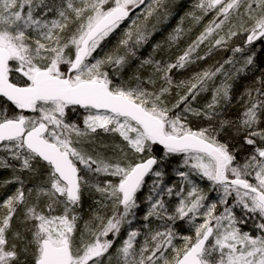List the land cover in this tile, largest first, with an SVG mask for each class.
Returning a JSON list of instances; mask_svg holds the SVG:
<instances>
[{"label":"snow or ice","instance_id":"1","mask_svg":"<svg viewBox=\"0 0 264 264\" xmlns=\"http://www.w3.org/2000/svg\"><path fill=\"white\" fill-rule=\"evenodd\" d=\"M195 8L199 15L186 14L195 23L214 15L174 62L149 56L125 77L155 31L150 20L170 15L169 0H0V170L11 171L0 180V264H264V0H198ZM184 32L177 27L168 40ZM229 46L230 58L180 81L183 92L168 99L173 69ZM255 69L244 110L229 118L233 82ZM210 83L211 100L194 107ZM78 110L83 127L69 119ZM189 115L208 126L194 130ZM98 130L120 144L109 152ZM237 137L250 146L242 161L230 147ZM177 154L186 193L165 182ZM146 177L151 187L140 200ZM194 178L208 181L218 202L206 203ZM86 191L100 197L87 219ZM172 196L179 199L170 211ZM236 206L260 235L241 231L248 219L234 215ZM186 218L191 235L175 228Z\"/></svg>","mask_w":264,"mask_h":264},{"label":"trees","instance_id":"2","mask_svg":"<svg viewBox=\"0 0 264 264\" xmlns=\"http://www.w3.org/2000/svg\"><path fill=\"white\" fill-rule=\"evenodd\" d=\"M179 12L184 13V11L182 9ZM205 18H206L205 20H202L201 22H199V24H198L199 27H195V26L194 27L199 29V30H202L204 23L208 22L210 19H212V16L206 15ZM187 19L191 23L192 20L190 19V17H187L186 20ZM172 22H174V20ZM125 23H127V21ZM123 26L124 25H122L121 27H123ZM184 26L187 28H190V27H193V23L189 24L187 21H185ZM167 32L168 31L158 32V33H153L152 35H150L148 41L142 47L139 48V50L137 52V59H132L130 66L125 69V71H124L125 77L130 75L131 72L134 69H136V67L139 64L141 59H147L149 56H153L155 59L164 60L167 62H174L176 57L179 56L180 54H182L183 50L189 44L187 42H184V40L187 39L186 36H189L187 33H192V32H187V33L183 34V38H181L176 43H171L168 40L169 34ZM199 33H200V31H197L196 33H192V34L196 38V36H198ZM117 38L118 37L116 35L109 37L108 40L102 45V48L104 49V51H109L116 44ZM157 44H159L161 47L158 49H155V46ZM207 48H208L207 43L205 45H201V47L199 49V54L204 55L207 52ZM154 49H155V51H154ZM94 55H96V54H94ZM231 56H232L231 49L229 52H226L224 47L214 48L212 50L211 54L208 55L205 59L196 60L194 63L187 65L184 69H173L171 75L173 77L174 86L172 88V94L168 99L170 101L174 102V100L176 98L177 91H180L181 93L183 92V89H177L175 87V85L179 84V82L182 80L190 79L197 72L195 70V68H198V69L203 71L206 68H209L213 65H216L217 62L222 63L224 60L230 58ZM261 60H262V58L258 55L257 63H260ZM225 68L227 69V68H229V66L225 65ZM143 71H146V70H143ZM143 71H142V74H143ZM259 75H260L259 69H255L252 72H247L246 74H241V76L233 82L234 83V87H233L234 99H233L232 105L227 109V116L229 118L235 119L238 116V114L244 110L243 104L246 102V98L244 100H242L241 96L243 95L244 91L247 88H249L250 85H252L254 83L253 77H256L258 80ZM222 79H223L222 76H217L215 81H214L215 85L218 86L220 80H222ZM212 87H213V84L210 83L209 84V91L201 93V95L197 97L196 101L193 102L194 107L203 108V106L211 100ZM181 107H183V105H181ZM177 111H180V109H177ZM71 120H73V119H71ZM188 121L190 122V124H194V125H191V127H193L194 130L198 127H207L208 126V121L203 119V117H197V116L189 115ZM94 136H95V139L97 140V142L103 141L105 144L109 145V149L115 144L114 142L116 140V136L113 134L98 132V135L94 134ZM220 138H221V140L227 139V137H225V136H221ZM230 147L238 149L236 152V156L240 160H242V158L250 151V146L244 145L243 140L240 137H237L236 139L232 140L230 143ZM180 160H181V156L179 154L175 155L172 158V161H171V163L167 169V172H168V175H166V179L168 180V181L166 180L167 182L170 183L174 180L175 174H176V169L179 166H181L180 164L177 163V161H180ZM10 173H11L10 170H6V169L0 170V180L9 178ZM194 179L196 180V183L199 185V187L202 188L204 190V193L207 195L208 200L206 201V203L208 201L218 202V200H219L218 192L213 191L209 188V182L208 181L200 180L199 178H194ZM148 180H149V177L146 178V182H148ZM174 185H181V184L180 183H174ZM183 186L182 187L185 189V193H186L189 186L186 184H183ZM13 187H14L13 185L8 186V188H11V189ZM2 192H3V189H0V193H2ZM228 202H229V205L234 203V201L232 200L231 197L229 198ZM223 207H224L223 205H220L218 203L217 212L218 213L222 212ZM93 208H94L93 205L84 206V204H83L82 212L85 215L84 216L85 219H87L89 214H90L89 210L93 209ZM236 210L241 212V213L237 214V217H239V218L244 217V218L248 219L247 224H243L240 226L241 231L245 232V231L251 230L252 232H254V223L252 222V218L246 217L244 211L241 209L240 206H236L235 208H233L232 209L233 213ZM0 213H2V212H0ZM198 222H200V221L197 220V223ZM156 223H157V221H153L151 226L153 227ZM175 228L177 229V231L181 235H191V234H193V231H194L193 225L188 222L187 218L185 220L181 221L178 225H176ZM121 236H123V235L121 234ZM175 243L181 244L182 241L177 239L175 241Z\"/></svg>","mask_w":264,"mask_h":264},{"label":"rangeland","instance_id":"3","mask_svg":"<svg viewBox=\"0 0 264 264\" xmlns=\"http://www.w3.org/2000/svg\"><path fill=\"white\" fill-rule=\"evenodd\" d=\"M147 2H148V0H147ZM146 2V3H147ZM198 2V0H169V4H170V15L167 17V19H165V18H163V17H161V19H160V21L159 22H157L156 20H155V17H153L151 20H150V22H149V26L151 27V25L152 24H155L156 25V28H155V31L153 32V33H158V32H165V31H168L167 33L170 35V34H172L173 32H174V30L177 28V27H182L184 30H185V32H184V34L185 33H187V32H192V33H196L197 31H203V28H204V26L208 23V22H205L204 23V25H203V28H202V30H199V29H197V28H195V27H199V23H195L194 21H193V19L190 17V16H188V15H186L187 13H189V12H193V11H195L196 13H197V15H199L200 13H199V10H197L196 8H195V5H196V3ZM178 3V4H177ZM183 10L184 11V13H180L179 11L180 10ZM208 15H211L212 17H213V15H214V13L213 12H210V13H208ZM187 17H190V19L192 20L191 21V23L188 21V19L186 20V18ZM183 18V23L181 24V19ZM206 18H205V16H204V18H203V20H205ZM174 20V22H172ZM185 21H187L189 24H192L193 23V27H190V28H187V27H185L184 26V24H185ZM202 21V20H201ZM200 21V22H201ZM195 26V27H194ZM193 28V29H192ZM189 29L191 30V31H189ZM152 33V34H153ZM151 34V35H152ZM183 36V35H182ZM169 37V36H168ZM172 43V42H171ZM225 48V51L226 52H229L230 51V49H231V47L229 46V47H224ZM83 115L84 114H82V110H78V111H76V112H74V113H70L69 114V119H73L74 120V122H76V123H78V124H80L81 125V127H83V123H82V121H83ZM191 125H194V124H190V126ZM98 132H101V133H103L101 130H98ZM109 134H111V133H109ZM113 135H115L116 136V140H115V144H120V138H119V136L118 135H116V134H113ZM112 150V147L108 150L109 152ZM0 155H2V153H0ZM237 160H240L239 158H237ZM242 161V160H241ZM180 167V166H179ZM11 176V173H10V175H9V177ZM167 179H166V177H165V182L166 183H168L169 184V186H173L174 185V183H180L181 184V186H183V183H182V178H180L179 176H177L176 174H175V178H174V180L172 181V182H167L166 181ZM174 182V183H173ZM173 183V184H172ZM150 187H151V178L149 177V180H148V182H146V185H145V187H144V189L140 192V193H138V198L140 199V200H143L144 199V197H146L147 196V194H148V192H149V190H150ZM184 187V186H183ZM9 189H11V188H9ZM4 191V190H3ZM0 194H2V193H0ZM219 196V195H218ZM100 199V197H99V195L98 194H96V193H88L87 191L84 193V195H83V199H82V204H84V206H90V205H93V207L95 208L96 207V205L93 203V199ZM178 199H179V197H176V196H172V197H165V200H166V202L170 205V211L172 210V209H174V207L176 206V203L178 202ZM147 208H148V204H147V202L145 201L144 203H142L141 204V207H140V209L138 210V212H137V219H136V221H134V225L136 226V227H139L140 225H141V223L143 222L142 221V217H143V215L146 213V211H147ZM3 210L2 209H0V212H2ZM218 213V212H217ZM239 213H241V212H239L238 210H236L235 212H234V215L237 217V214H239ZM85 216V215H84ZM238 219H239V217H237ZM181 221H178V222H176V224H175V227H176V225H178L179 223H180ZM252 222L254 223V218H252ZM160 224H162V222H160V221H157V223L153 226V228H156V227H158ZM13 226L14 227H16V226H18L17 224H16V219H15V217H14V220H13ZM125 227H127V226H125ZM245 232H249V233H251L253 236H258V235H260V232H259V230L257 229V228H255V226H254V232H252L251 230H248V231H245ZM121 234L122 235H124L125 234V232H124V229H122V231H121ZM30 259V258H29Z\"/></svg>","mask_w":264,"mask_h":264},{"label":"bare ground","instance_id":"4","mask_svg":"<svg viewBox=\"0 0 264 264\" xmlns=\"http://www.w3.org/2000/svg\"><path fill=\"white\" fill-rule=\"evenodd\" d=\"M147 2V1H146ZM189 36H186V40H184V42H187V43H191L194 39H195V36L192 34V33H187ZM181 38H183V36L181 37ZM195 70L197 71V72H200V71H202V70H200V69H198V68H195Z\"/></svg>","mask_w":264,"mask_h":264},{"label":"water","instance_id":"5","mask_svg":"<svg viewBox=\"0 0 264 264\" xmlns=\"http://www.w3.org/2000/svg\"><path fill=\"white\" fill-rule=\"evenodd\" d=\"M147 1V0H146ZM143 7V6H142ZM147 178V177H146Z\"/></svg>","mask_w":264,"mask_h":264}]
</instances>
